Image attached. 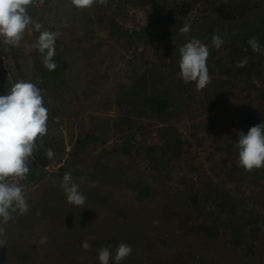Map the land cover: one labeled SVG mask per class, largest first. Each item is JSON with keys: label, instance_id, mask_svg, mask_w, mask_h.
Wrapping results in <instances>:
<instances>
[{"label": "rangeland", "instance_id": "obj_1", "mask_svg": "<svg viewBox=\"0 0 264 264\" xmlns=\"http://www.w3.org/2000/svg\"><path fill=\"white\" fill-rule=\"evenodd\" d=\"M28 13L58 33L57 67L43 66L32 25L19 47L0 37V95L28 81L49 110L18 181L29 211L2 225L0 264H100L104 247L115 264L121 243L120 264H264V167H239L237 147L264 124V0H34ZM193 39L209 49L202 90L179 76ZM66 172L83 206L67 202Z\"/></svg>", "mask_w": 264, "mask_h": 264}, {"label": "clouds", "instance_id": "obj_2", "mask_svg": "<svg viewBox=\"0 0 264 264\" xmlns=\"http://www.w3.org/2000/svg\"><path fill=\"white\" fill-rule=\"evenodd\" d=\"M34 0H0V37L6 45L19 47L29 25L40 35L34 45L42 54L43 66L49 71L56 69L55 40L58 33L43 30L28 13V6ZM106 4L107 0H100ZM71 6L77 9L91 7L94 0H70ZM191 30L190 24L179 29L181 34ZM212 42L219 49L223 40L212 34ZM253 52H260L261 45L255 37L248 40ZM179 76L184 83L195 82L197 90L204 89L210 82L207 58L209 49L200 40L193 39L179 49ZM247 58L241 60L238 67H245ZM48 108L44 106L42 90L34 83L20 80L12 85L7 94L0 95V236L5 234L2 225L14 219V214L25 215L29 208L24 195V186L18 183L25 180L30 171L29 163L36 150V141L48 133ZM238 166L245 171L264 167V124L249 128L247 133H238ZM47 159L55 156L54 148L45 150ZM62 190L67 202L74 206H83L86 197L79 191L80 185L73 181L71 173L66 172L62 178ZM94 222V221H93ZM6 241L0 239V245ZM48 243L42 237L40 244ZM85 243L83 247H87ZM132 252V248L121 243L115 250V264H120ZM112 256L109 248L99 250L100 264H109Z\"/></svg>", "mask_w": 264, "mask_h": 264}, {"label": "trees", "instance_id": "obj_3", "mask_svg": "<svg viewBox=\"0 0 264 264\" xmlns=\"http://www.w3.org/2000/svg\"><path fill=\"white\" fill-rule=\"evenodd\" d=\"M135 34H137V33H133L132 35H135ZM154 101V99H150V100H145L144 101V105H146V106H149L150 108H152V109H157V110H161L160 108H161V106H163V103L161 102V101H159L158 103H154L153 102Z\"/></svg>", "mask_w": 264, "mask_h": 264}]
</instances>
